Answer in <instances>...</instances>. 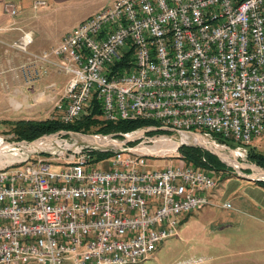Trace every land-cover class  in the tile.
<instances>
[{"label": "built area", "instance_id": "1", "mask_svg": "<svg viewBox=\"0 0 264 264\" xmlns=\"http://www.w3.org/2000/svg\"><path fill=\"white\" fill-rule=\"evenodd\" d=\"M30 42L23 33L7 48L24 56L16 71L30 88L68 76L53 104L61 124L94 101L104 122H154L226 146L264 136V0H114L55 46L30 53ZM143 139L64 144L46 161L0 168V264H137L175 235L180 215L211 204L206 171L181 157L147 170L171 149L162 135Z\"/></svg>", "mask_w": 264, "mask_h": 264}, {"label": "rangeland", "instance_id": "2", "mask_svg": "<svg viewBox=\"0 0 264 264\" xmlns=\"http://www.w3.org/2000/svg\"><path fill=\"white\" fill-rule=\"evenodd\" d=\"M109 4H96L87 7L90 8L89 10L86 8L76 11L67 9L66 7L54 13H47L46 15L41 9L29 11V17H31L29 27L35 29L40 34L39 42L35 41L32 47H38L40 43L45 46L49 45V43L56 38L59 39L61 36L70 33V31L86 17L111 5ZM42 14L45 16H41ZM5 45L3 46L5 47ZM0 46L3 47L2 45ZM28 50L37 51L27 48V51ZM43 78L44 81L37 84L36 86L38 87H34V90H36L32 95L36 96L37 91L41 90L45 93L44 100L36 99V97H34V100L29 99L27 103H33L31 110L22 107L18 111H12L13 109L8 103L9 94L0 92V114L7 118L3 119L5 117L0 116V120L3 119L0 123V140L12 146L9 149L0 150V168L22 158L29 159L26 164L37 161V159L46 161L47 153H59L64 151V144L80 146L88 143L81 140L78 135L72 134L110 136L109 139H102L101 141H109L111 143L120 141L122 138L121 135L125 134L109 133L103 135L64 131L72 134L66 133L52 139L45 138L47 139V145L44 147H38L35 144L29 145L28 143L41 140L43 138L40 137H45L58 131L43 134L30 142L18 140L16 136L10 132L13 123L20 120L25 123L41 122L53 118L56 120L59 116V112L53 109V103L55 99L57 100L61 95L68 76L50 72ZM19 80L18 82L15 79V82H18L19 85L22 86L23 81L21 78ZM50 83H53L54 87L46 90L44 87ZM24 86L29 87L30 85ZM24 86L22 87V91L25 93L26 87ZM32 95H30V97ZM46 96L50 99L52 97L53 100H47ZM10 98L19 100L18 96H10ZM154 132L153 135H147L148 133H146L136 140L128 142V146H132L144 141L143 137L155 141L157 137L161 135L169 141V147L171 149L168 155L169 158H147L146 165L149 167L146 168L147 170L159 169L169 163L175 164L177 162L175 159L181 157L178 148L180 146L192 147L189 137H185L183 140L181 136L174 132ZM205 138L217 145L216 148L218 149L215 150L219 153H236L237 156L235 158L230 155L227 157L232 160L234 164L236 162L243 168L237 169L241 174L251 177H253L252 175L254 173L259 174L254 168L249 169L250 166H256L264 170L255 163L257 157L264 158V136L253 140L249 144H228L227 146L210 137ZM21 142H25V144L22 145ZM200 160L206 163L202 156H200ZM105 164L106 162H101L99 165L92 163L89 165V168L100 169L103 168ZM22 165L24 164L20 166ZM20 166H14L13 168ZM223 166L224 167H217L215 170L208 168L209 170L206 171L207 175L215 181L214 188L204 193L211 204L205 205L199 209L190 210L180 215L178 217V223L175 226V235L162 241L157 245L149 258L137 264H253L252 260L256 258V256L264 255V188L257 185L255 183L257 181L250 182L236 177L233 173L234 170L232 165L225 166L223 164ZM51 170L55 172L60 170V168L51 167ZM255 178L258 177L256 176ZM259 179L263 178L260 177ZM221 203H228L231 208L220 210L219 205ZM27 264L35 263L29 262Z\"/></svg>", "mask_w": 264, "mask_h": 264}, {"label": "crops", "instance_id": "3", "mask_svg": "<svg viewBox=\"0 0 264 264\" xmlns=\"http://www.w3.org/2000/svg\"><path fill=\"white\" fill-rule=\"evenodd\" d=\"M36 1H44L45 5L41 7L32 8L33 3ZM113 1L114 0H0V45L3 46L6 44L5 47L3 46L4 48L0 46V92H5L9 94L8 103L9 105H11V108L13 109L12 111H16V110L18 111L22 107L24 109L31 110L33 107V103L29 104L27 102L29 101V99L34 100V97L42 101L44 100L45 93L41 90L37 91L36 96L32 95L33 92L36 90V89L34 90V87L40 82H43L44 78H40L32 82L31 88L24 86V84L20 86L18 83L20 81L19 80L20 77L17 74L16 70L18 69L19 65L23 63L24 56L18 54L17 52L11 49H7V46L12 42L19 40L23 33H29L31 37V42L27 46V48L37 51L36 52L31 50L28 51L30 53H37L42 50L48 49L52 46H55L63 37L61 36L59 39L56 38L54 41L50 42L49 45L47 46L42 45L40 43L38 47H32L35 41L39 42L40 34L35 29L29 27V22L31 21V17H29V11H35L41 9V11H43L44 14L46 15L47 13L50 12L54 13L57 10L59 9L61 10L66 7L67 9H72L76 11V10L86 9L89 6H94L96 4L98 5H105L109 3L111 4ZM8 3L13 4L16 8V14L14 16H8L3 10V6ZM89 9L90 8H87V10ZM44 14H42L41 16L44 17L45 16ZM15 79L18 82H15ZM50 84H47L44 88L46 90H49L47 87ZM23 86L26 87L25 93L22 91ZM30 95L32 96L30 97ZM10 96L13 97L18 96L20 101L11 99ZM46 99L50 101L53 100L52 97L50 99L47 96ZM0 116L5 117L1 114ZM3 119H7V118L5 117ZM2 120H0V123ZM220 205H219L220 210H227L220 208ZM252 261L253 264H264V255L256 256V258H254ZM139 263H142V261Z\"/></svg>", "mask_w": 264, "mask_h": 264}, {"label": "trees", "instance_id": "4", "mask_svg": "<svg viewBox=\"0 0 264 264\" xmlns=\"http://www.w3.org/2000/svg\"><path fill=\"white\" fill-rule=\"evenodd\" d=\"M99 111L97 104L92 101L91 107L75 122L70 124H61L56 120H44L41 122H24L18 121L13 123L10 132L16 136L18 140L30 142L33 139L56 131H71L73 133L83 134H109V133H128L136 129L145 127H157L154 122L143 121H116V122H102L98 119ZM158 132V131H157ZM160 132V131H159ZM155 132H150L147 135H153ZM211 138L219 143H222L217 136L211 135ZM178 152L181 154L184 162L191 164L195 168H200L204 171L217 169V167H224L216 157L204 152L198 148L189 146H180ZM200 156L204 158L206 163L201 162ZM256 165L264 169V158L257 157ZM210 169V170H211ZM260 187L264 188V183L255 182Z\"/></svg>", "mask_w": 264, "mask_h": 264}, {"label": "water", "instance_id": "5", "mask_svg": "<svg viewBox=\"0 0 264 264\" xmlns=\"http://www.w3.org/2000/svg\"><path fill=\"white\" fill-rule=\"evenodd\" d=\"M154 131H168L167 129H163V128H153V127H146V128H142V129H136L134 131L125 133L121 135V140L118 142H114V143H110L105 142V141H101L102 139H109L110 136H93V135H79V134H72L70 132H64V131H58L54 134L48 135V136H43L40 138H55L58 135H63V134H72V135H78V137H80L81 140H83L84 142H88V143H96V142H101V143H107V144H112L114 146H120L122 144L131 142L136 140L137 138L141 137L142 135L149 133V132H154ZM189 139L191 141V146L192 147H196L199 148L203 151L208 152L209 154L215 156L222 164H224L225 166H229L228 164H226L223 159H222V154L219 153L218 151H216L215 147L217 145H215L214 143L208 141L206 138H204L203 136H201L200 134L197 133H190L189 134ZM100 140V141H99ZM37 141H32L30 143H28L29 145H34ZM7 144V143H5ZM14 144V143H13ZM22 145L25 144V142H21ZM235 162V161H234ZM235 164L238 166L237 168L233 167L234 170V175L238 178H242L244 180L250 181V182H255V181H263L264 182V170L256 167V166H250L249 169L254 168L255 170L258 171V175L263 178V179H259V178H255V177H251L249 175H244L241 174L240 171H238L237 169H243L241 166L238 165V163L235 162Z\"/></svg>", "mask_w": 264, "mask_h": 264}, {"label": "bare ground", "instance_id": "6", "mask_svg": "<svg viewBox=\"0 0 264 264\" xmlns=\"http://www.w3.org/2000/svg\"><path fill=\"white\" fill-rule=\"evenodd\" d=\"M182 139L184 140L185 139V137H182ZM46 140L47 139H45V138H43V139H41V140H38L36 143H35V145L36 146H38V147H44V146H46L47 145V143H46ZM50 142V141H49ZM48 142V143H49ZM111 143V142H110ZM12 146H10V145H7V144H5V143H3L1 140H0V150H4V149H9V148H11ZM216 148V147H215ZM218 148H216V150H217ZM6 151V150H5ZM222 154V153H221ZM223 156H222V159H223V161L226 163V164H228V165H232L233 167H235V168H237L238 166H236L233 162H232V160H230V159H228V155H230V156H232V157H236L237 156V154L236 153H234V152H229L228 154H222ZM253 177H258V178H260V176L257 174V173H254L253 175H252ZM110 264H118L117 262H110Z\"/></svg>", "mask_w": 264, "mask_h": 264}]
</instances>
